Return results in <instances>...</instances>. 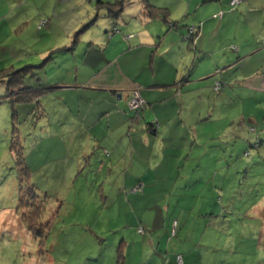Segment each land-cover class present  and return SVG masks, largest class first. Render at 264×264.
Returning a JSON list of instances; mask_svg holds the SVG:
<instances>
[{"label": "rangeland", "instance_id": "obj_1", "mask_svg": "<svg viewBox=\"0 0 264 264\" xmlns=\"http://www.w3.org/2000/svg\"><path fill=\"white\" fill-rule=\"evenodd\" d=\"M223 1L159 0L171 9V19L193 22L189 25L198 27L197 37L207 20L211 21L204 28L221 27L205 43L209 51L198 54L213 68L206 82L211 83L208 94L214 96L204 98L209 103V116L204 117L208 121L199 125L194 120L188 126L192 120L187 116L198 101H187L183 113L166 124L172 128L165 140L150 142V159L142 144L132 143L131 150L127 130L118 128L116 115L98 121L113 130L109 134L93 128L78 132L72 142L68 139L67 118L70 126L83 118L87 124L95 121L91 115L99 106L91 96L102 91L86 89L81 109L72 112L56 99L64 96L59 92L44 94L38 105L14 104L17 138L30 169L29 185L41 208L32 230L27 227L30 222L21 221L29 210L18 206L20 177L11 151V106L0 104V264H119L120 243L127 264H176L178 254L188 256V264H264V92L241 91L248 83L243 75L264 77V60L250 64L255 56L264 59V48L245 68L234 64L224 69L220 61L227 57L235 63L232 53L240 43L260 47L255 43L264 34V23L251 22L238 11L243 0L228 4V11L234 13L226 17ZM262 1L256 0L257 7ZM82 2L0 0V67L14 71L32 67L25 74V87H50L53 73L60 74L53 57L63 65L73 60L70 57L81 58L85 44L80 42L89 33L82 31L79 47L71 51L75 32L97 13L90 33L105 35L106 22L112 20L103 17L104 10L97 12L95 2ZM137 4L126 0L122 18L134 14ZM220 13L223 17H216ZM80 19L86 22L73 32L71 22ZM42 20L49 22L39 30ZM139 29L146 30L145 23ZM106 36L117 35L109 29ZM225 44L231 46L220 56L205 55ZM7 80L0 81V100ZM196 94L188 93L192 98ZM138 106L136 102L134 107ZM94 135L103 138V145L96 146ZM134 139L138 140L137 134ZM21 185L24 189L27 184ZM139 217L146 225L143 234L137 232Z\"/></svg>", "mask_w": 264, "mask_h": 264}, {"label": "crops", "instance_id": "obj_2", "mask_svg": "<svg viewBox=\"0 0 264 264\" xmlns=\"http://www.w3.org/2000/svg\"><path fill=\"white\" fill-rule=\"evenodd\" d=\"M102 1L105 3L110 2L109 0ZM137 1L138 4L134 14L126 18L121 17L116 23L113 20L106 22L105 35L104 32L103 34H91L90 30L84 33L85 35L88 32L89 35L84 38L83 43L85 46L82 48L83 52L81 53V58L75 61L73 67L75 76L73 79V86H71L72 90L69 95V100L66 102L72 106L67 105L66 109L71 112L72 108H77V110L81 109V100L87 98V94L84 92L86 89L90 91H102L103 94L99 95L95 93L92 94L94 96H91V100L96 102L97 106H99L96 114L91 115L95 121L91 124H87V119L83 118L80 123L70 126V120L67 118L69 126L65 133H67V137L71 142L72 138L76 136L78 132H91L93 128H95V130L97 129L99 133L102 132L107 135L113 130L109 127H102L99 125V120L103 116L116 115L119 117L118 128L127 130L126 137L129 138V145L133 148L131 150H134L133 144H142L146 150L147 158L150 159L151 154L149 151L152 149L149 146L150 142L155 139L165 140V137L172 128L170 125L166 127V124L171 118L183 113L187 101L193 99L198 101L196 109L190 112L191 116L190 114L187 116L192 120L188 126L193 125L194 120H196V124L199 125L208 121V119L204 117L209 116L207 115L209 103H207V100L204 98H211L214 96L208 94L207 86L211 83L206 82V79L210 78L212 75L213 68L210 67L207 60L201 59V57L198 58V54H204V52L209 51L205 43H207V40L210 42L213 30L216 27H221V25L218 24L217 26L206 29L204 28L207 24L206 22L211 21L207 20L203 25L201 35L195 39L193 50H190L191 45L185 41L184 34H186L187 27L190 26L189 24L193 22L185 24L181 21L171 19L170 17L171 21L177 23L176 26L174 25L175 27H171L170 24L164 23L160 19H149L144 16L142 6L139 0ZM149 1L154 7L165 8L171 12L169 6L160 3L159 0ZM230 1L231 0H224L221 8L228 11V4L230 5ZM238 7V11L242 12V15L245 16L246 19L248 18L251 22L255 21L261 25L264 23V0L259 7H257L256 0L255 2L252 0H243ZM214 11L216 10L214 9ZM233 13L234 12L231 10L228 11L226 17H229ZM89 17L90 16L86 19ZM103 17H106V13ZM83 22L85 23L86 20L80 19L79 21L71 22V25L75 24L73 32L80 27ZM142 23H145L147 27L146 30L139 29ZM113 27H116L119 32L112 33V35L117 36L106 38L109 29L111 31ZM70 34L71 33L66 34L67 39L70 38ZM255 44L261 45L258 48H252L253 45L240 43L238 47L235 48L236 52L232 53L236 59L235 63L232 62L234 60L229 61L227 57L225 60L224 57L221 58L220 61L223 62L224 69H228L234 64H242V68H245L250 58L256 53L258 55L264 48V34ZM226 46L229 48L231 45L225 44L223 48L220 47L217 52L211 49L212 53L205 55L214 59L215 56L223 54ZM80 51L81 48L79 49V52ZM263 60L262 57L258 58L255 56V59L252 60L250 64L251 66H256ZM53 62L55 67L56 63H59V61L55 60H53ZM200 66L202 70L199 72ZM63 67L70 68L71 65L66 64V66L63 65ZM57 69L60 71V74L57 72L53 73L52 85H70L69 81H67L69 77H63L62 70L64 69L61 70L59 67ZM250 77L251 76L243 75V81H248V83L243 84L241 91L243 93L247 91L264 92V77ZM63 79L66 80L64 81ZM229 80H231V77ZM132 88H134L132 92L137 90L138 94L145 102L144 108L140 113V119H135L133 114L126 108L127 101L132 95ZM189 92H196L195 98L190 97V95H188ZM198 92H200L199 95ZM231 94L232 90H230V95ZM87 113V111H84L85 115ZM154 121L157 122V127H147V124H152ZM58 123V125H60V122ZM134 134L138 135V140L134 139L132 142ZM96 136L97 135H94L93 139L96 146L99 147L103 145V138L99 139ZM140 139H143L146 145H144L143 141ZM82 147L84 146L82 145ZM104 151H106V149H104ZM137 221L143 232H145L144 229L146 225H143L144 222L140 217L137 218ZM131 224H133V222ZM121 242H123L125 246L128 244V242H125L124 238H122ZM178 256L182 255L178 254ZM123 257L121 264H127L128 259L125 258V256ZM176 257L177 255L175 256V262L178 264ZM187 257L188 256L182 257L183 262L181 264L189 263L190 259Z\"/></svg>", "mask_w": 264, "mask_h": 264}, {"label": "trees", "instance_id": "obj_3", "mask_svg": "<svg viewBox=\"0 0 264 264\" xmlns=\"http://www.w3.org/2000/svg\"><path fill=\"white\" fill-rule=\"evenodd\" d=\"M87 1L88 2H95V9H97V12L99 10H104L106 13V17L112 19L115 23H116V21H119V19L122 17L123 11L125 9V2H126V0H114L112 3H105L102 0H87ZM139 2H140V5L142 6L143 14L147 18H149V19H160L164 23L170 24L171 27L176 26L177 23L171 21V19H170V12L168 9L156 8L150 4L149 0H139ZM231 2H232V0L230 1V5H237V4H232ZM222 15H223V13H220L216 17H221ZM97 17H98V14L96 13L95 18L93 20H91L90 22H88L89 24L87 23V25H85L82 30H79V32H75V34L73 35L72 38H73V44L76 46L72 49H69V50L74 51L78 48L80 43L81 44L83 43L84 40L78 44L79 34L82 31H85L86 29L89 30L96 23ZM48 22L45 20H42L40 22V26H38V29L41 30L42 26H46L48 24ZM191 28L194 31L193 34L189 33L190 32L189 30ZM110 32L118 33L119 31L116 27H113ZM187 34L189 36V39L187 38V35H186L185 40H188L191 43V45H193L195 42V39L197 38V35L199 34L198 27L197 26L187 27ZM77 44H78V46H77ZM70 58L73 59L72 61H68V62H70L69 64L71 65L70 68L63 67V64H61V62L56 63L57 68L59 67L61 70L64 69V70H62L63 75H64L63 77H65V78H67L66 76L69 77V79H67V81H69L70 85H57V84L52 85V80H50V87L41 88L38 90L32 89L31 87H25V82H24L25 74L27 72L31 73L32 71L30 69L32 67H28V69L30 71L27 68L22 69L20 71H14L12 67L6 68V69L5 68L3 69L0 67V81H2L4 78L8 77L7 82H5V87H6L5 96L3 97L2 100H0V104L8 103L11 106V112H12L11 113V119H12L11 151L15 155L16 170H17L18 175L20 177V179H19L20 185H19V198H18L19 204H18V206L21 209H23L24 211L29 210L28 215H25V212L22 214V220H21L22 223H24L25 225L29 224V222H30V224L27 226L29 230H32L34 228L33 224H35V220L38 219V217L40 216L41 208H40L39 204H36L34 201V198H35V194L33 192L34 188L29 185L30 169L28 168V166L24 160V157L22 154L23 153L22 146L20 144V141L17 138V132H16L15 122H14L15 118H16V112H15L14 108L16 105H19V104L29 105L31 103H35L36 105H38V99L40 97H42L44 94L50 93V96H51V95H54V93L56 95L57 92H59V94L63 93L64 96H62V98L56 97V99H58V101L62 105L63 109L66 108V106L69 105L66 102H68V100H69V97H70L69 95L71 94V90H72L71 86H73V79L75 76V71H74L73 67H74L76 59L74 57H70ZM52 59L55 61L59 60V58H55V57H53ZM63 63H65V62H63ZM41 68L42 67H40V69ZM53 76H54V74H53ZM63 80L65 81L66 79H63ZM214 91H215V89H214ZM65 97H67V98H65ZM14 104H16V105H14ZM144 105H145V102H144ZM144 105L137 112L130 110L128 107H126V108L130 113L133 114L134 118L138 117L140 119L141 118L140 113H141V110L144 108ZM69 106H72V105H69ZM149 126L150 127L152 126L155 128L158 126V124L156 121H154L152 124H147V127H149ZM22 182L23 183L25 182V184H27L24 187V189L22 188V185H21ZM28 216H30V217H28ZM136 221H137V219H136ZM138 223L139 222L137 221V224ZM140 230H142V228L140 225H138L137 232L139 234H143V231L140 232ZM121 250L122 249H121V243H120L119 247L117 249V252H118L117 257H118L119 264L122 263L123 258H124ZM177 257H178V255H177ZM177 257H176V260H177ZM180 257H181V259H183L182 258L183 256H180ZM182 262H183V260H182Z\"/></svg>", "mask_w": 264, "mask_h": 264}, {"label": "built area", "instance_id": "obj_4", "mask_svg": "<svg viewBox=\"0 0 264 264\" xmlns=\"http://www.w3.org/2000/svg\"><path fill=\"white\" fill-rule=\"evenodd\" d=\"M238 2H239V0H232V4H238ZM190 32V34H193L194 33V31H193V29L191 28L190 30H189ZM188 39H189V36L187 37ZM217 85H220V84H216L215 85V87H214V89H215V91H217V88H218V86ZM136 102H139V109H137L136 107H134L135 106V104H136ZM144 105V101L142 100V98L140 97V95L138 94V92L137 91H133L132 92V97H130L129 99H128V101H127V107L130 109V110H133V111H138V110H140L141 108H142V106ZM140 232H141V230H140ZM177 263L178 264H181L182 263V259H181V257L180 256H178L177 257Z\"/></svg>", "mask_w": 264, "mask_h": 264}]
</instances>
